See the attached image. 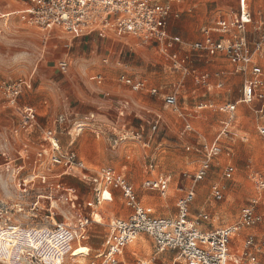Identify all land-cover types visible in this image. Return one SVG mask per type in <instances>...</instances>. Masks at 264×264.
Masks as SVG:
<instances>
[{
	"label": "rangeland",
	"instance_id": "obj_1",
	"mask_svg": "<svg viewBox=\"0 0 264 264\" xmlns=\"http://www.w3.org/2000/svg\"><path fill=\"white\" fill-rule=\"evenodd\" d=\"M219 5H223V7L217 9ZM7 6L11 9L7 10ZM184 6L182 15L188 14L189 9H191L190 14L193 15H196L194 13L198 11L201 23L200 28L192 33L189 41L191 42L202 37L201 31L204 27H215V22L220 16L230 15V7L235 5L233 0H188ZM24 8L22 0H0V83L9 78L29 76L38 66L40 67L38 80L41 77V80L45 81L47 78H67L66 82H72V88L77 91L76 95L79 97L83 98L85 95L103 96L101 92L104 89L109 90L108 86L97 88L90 85L85 72L77 65V56H71L72 67L69 73L61 74L51 68V62L55 59L54 57H58V54L53 56L54 47L51 43L46 49L44 48L45 34L38 28L23 22L19 14L10 17L4 16L8 12L21 11ZM178 21V19L174 21V27L177 26ZM62 36L69 37L71 35L62 34ZM76 41L77 39L74 43ZM123 42L125 40L114 44L113 62L107 65L103 63L104 65L119 68L120 66L115 64L119 61L124 65L123 72L145 77L153 85L163 87L166 91L172 92L178 88L182 75L180 72L170 70V62L161 53L138 39L129 40L132 47L123 44ZM117 44L118 46H116ZM75 46L74 44L72 52ZM106 53L108 52L106 51ZM106 53L104 52L101 57H95L101 61ZM88 54L85 56L86 59H89ZM217 62L220 63L217 65V70H220V67L231 68L223 57H216L212 61L214 64ZM119 73L117 71L115 75L110 74L111 81L108 82L110 85L114 83L118 85L115 79ZM217 81L215 77L214 82ZM184 83H186L183 85L184 88L179 89V100L184 112L191 115L190 118H186L187 120L178 117L171 108H165L163 101L157 97L148 93H132L134 97H140L141 102L145 103L146 107H143L146 110L152 109L149 114L145 111L146 117L132 115L129 118L134 126L144 124V129H140L139 132L143 136L142 139L129 133L128 139L123 144L115 146L113 140L119 134V129H114L111 124L103 130V133L100 132L99 136L90 129L82 132L74 142L73 148L90 164L117 171L124 170L142 206L156 217H175L177 215V199L183 195L180 189L188 190L192 187L196 191V195L190 211L192 215H196L202 210L207 212L212 217L209 229L234 224L239 218L241 209L255 199L259 200V209L264 214V191L261 195L259 192V182L264 181V138L257 130V126L264 122V116L255 112V106L240 104L233 117V123H236L234 130L231 131L235 136H232V140L230 136L228 139L223 138L226 145L234 146L233 155L227 157L226 151H224L222 155L213 160L212 169L204 180L198 182L193 180V175L201 160L204 159L201 152L202 145L211 143L221 129V122L229 120L232 116L231 113L221 111L220 108L233 104L240 98L244 78L239 75L228 76L223 79L221 89L213 90L205 96V89L190 79L186 78ZM121 89L129 90V87L121 85ZM194 91H196L195 94H193ZM115 96L111 92V96L107 98H115ZM147 100H149L148 103H146ZM153 102H157V106ZM4 103L5 98L0 92V114L5 111ZM78 104L77 102L74 106ZM147 105L149 106L147 107ZM200 105L207 107L197 110ZM156 114H160L162 119L158 129L153 131L152 127L157 120ZM37 118L39 121L42 117L38 115ZM2 120L3 117H0V122ZM186 121L191 124V129L187 131H185ZM2 122L7 126L6 130L8 131L14 125L15 120L9 117ZM41 123L45 124V121H39V124ZM72 134L74 137L76 136L75 129ZM149 138H151L150 145L145 147L144 144L150 140ZM62 141L67 146L71 141L70 136L64 133ZM18 147V143L14 145L12 142L7 148L2 149L0 144V157L4 153L16 154ZM151 162L154 163L153 167L156 173L160 172L171 176V187L166 195L149 191L143 187L144 180L149 177L146 168ZM229 162L235 165L236 171L230 179H227L223 177V172ZM125 164H128V167L124 169ZM68 181L79 187L85 200L94 199V190L91 186L79 181L78 177L70 178ZM217 183L224 187L223 197L220 200H214L211 195L212 186ZM28 199L34 202V197H26L19 192L18 180L14 179L8 168H0V202H8L13 208L8 215L9 225H12V228L8 232L0 229V264H90L91 257L96 253L95 250L103 246L109 232L108 227L94 224L89 239L81 244L75 242L71 252L65 256L64 260L59 258L58 261L49 255V251L51 247L60 248L59 242L61 241L60 237L64 235V227L53 236L47 235L48 229L56 230L58 229L57 224L61 223L73 227L77 218L66 215V205L61 193L58 212L54 217L55 221L51 219L52 216L47 205L45 207L43 205V211H39L37 216H34L35 213L31 211L30 205H25L29 203ZM37 200H41L43 204L48 201L44 197L42 199L39 197ZM19 204L21 207L25 205V211H19ZM99 211L105 216L106 223L114 217L126 218L129 216L122 201L113 204L105 203ZM47 216L49 217L47 218ZM96 218L100 220L101 217L98 215ZM20 224H23L22 228L26 229L40 226L38 234L40 239L36 240L33 235H28L29 232H25L19 227ZM249 232L255 234L264 246V219L257 228ZM89 246H92L94 250L90 258H85ZM24 247L35 248L45 263L39 258H32V252H28L30 250H25ZM33 252L35 251L33 250ZM120 261L119 264H184V259L178 251L167 249L159 252L152 237L148 234H141L135 242L126 247Z\"/></svg>",
	"mask_w": 264,
	"mask_h": 264
},
{
	"label": "built area",
	"instance_id": "obj_2",
	"mask_svg": "<svg viewBox=\"0 0 264 264\" xmlns=\"http://www.w3.org/2000/svg\"><path fill=\"white\" fill-rule=\"evenodd\" d=\"M22 1L26 7L21 12H17L22 21L46 32L47 35H51L55 31L71 36L81 33H97L100 38H108L112 35L116 39L137 38L145 44L158 42L162 53L173 61L175 69L188 71L186 65L190 61V56L180 57L178 52H174L178 46L182 45V40L169 32L173 7L185 0ZM239 3L238 12L229 18H220L214 28L205 30L204 38L194 43L191 46V51L198 56L221 54L235 66V73L250 71V77L244 82L241 89L240 102L247 105L259 102L262 104L260 112L264 113V70L257 60L264 50V22L259 26L262 29L260 40L251 45L246 34L248 26L254 22L253 14L249 9L248 0H239ZM215 33L227 36L226 43L216 40L213 37ZM105 62L107 63V61ZM70 68V58L65 57L59 60L58 69L62 74H68ZM195 78L198 83L208 85L210 75L203 73L195 75ZM104 80L105 77L102 74L96 76L98 84H102ZM119 81L135 92H147L153 96L161 94L157 88L150 87L144 79L121 75ZM31 88V79L25 78L4 81L0 85V92L8 107L19 116V122L13 131L15 136L37 126L36 112L29 107L20 105L19 101L22 95ZM162 95L167 107L178 109L177 94L163 93ZM204 107L207 106H202L200 109ZM224 109L232 113L235 105L229 104ZM186 129H190V126L187 125ZM258 132L264 138V126H260ZM43 138V143L36 152V160L31 166L32 171H29L28 175L26 174L28 166L19 163L21 156L12 160L8 166L14 179L18 180L19 192L24 195L34 192V190H30V186L35 185L38 179L45 178V174H52L56 169L61 170L65 175L78 176L83 182L91 185L94 190V199L85 203L80 200L76 189L65 186L63 182L57 183L51 191H48L49 199L56 192H63L72 208L79 211L73 227L61 223L57 224L58 229L56 230L48 229L47 235L53 236L64 227V235L60 237L61 241L59 242L60 248L51 247L49 251V255L58 261L59 258L64 260L65 256L71 252L75 242L81 243L89 239L92 226L102 222V218L97 220L98 213H95V210L104 203L113 201L114 190L121 192V199L131 214L128 218L115 219L108 224L109 232L106 235L103 250L96 252L91 257L89 249L86 255V257H91L90 264H119V258L123 256L124 249L135 242L141 234L151 236L159 252L167 249L178 251L184 259V264H231L230 244L232 240L241 230L252 228L262 220V217L257 213V201H253L242 208L240 218L234 225L204 232L200 227L208 222L210 217L205 213H199L194 218L191 217L190 207L195 196L193 190L179 199L175 217H156L141 205L136 192L124 176L109 168L90 172L74 151L62 149L55 130L44 131ZM201 150L204 159L194 175L195 182L201 181L207 176L213 160L223 153L219 138L213 144L204 145ZM28 153L26 155L29 156ZM234 172L233 167H228L225 177L230 178ZM26 175L30 179L25 178ZM169 183L170 177L161 174L156 179L146 181L143 186L147 190L165 194ZM259 189L264 190V181L259 182ZM105 193L109 194L108 198H105ZM212 195L216 200H220L223 197L222 187L214 185ZM18 207L19 211H25V208L19 205ZM83 208L90 211L82 213ZM12 209L8 204L0 202V224H3L0 226L4 232H8L12 228V225H9L8 217ZM33 212L34 216H37L38 212L36 210ZM49 213L53 219L55 215L51 210ZM19 227L22 228L23 225L20 224ZM39 227L22 229L38 240L40 239ZM254 245L253 238H248L245 241L242 252L236 261L237 264L246 262L257 264V258L253 252ZM24 249L32 252V258H39L45 263L35 248L24 247ZM23 257H25L24 254Z\"/></svg>",
	"mask_w": 264,
	"mask_h": 264
},
{
	"label": "crops",
	"instance_id": "obj_3",
	"mask_svg": "<svg viewBox=\"0 0 264 264\" xmlns=\"http://www.w3.org/2000/svg\"><path fill=\"white\" fill-rule=\"evenodd\" d=\"M187 1L188 0H185L182 3L174 5L173 16L169 21V32L171 35L178 36L182 40V45L178 46L174 50V52H178L180 57L190 56V61L186 65V67L188 68V71H186L185 69H183V70L182 69H175L173 61L170 59V57H168L162 53L160 44L158 42L147 43V45L149 47H151V48L155 49L157 52L161 53L170 62L169 67H170V70L172 72H177V73L180 72V74L182 75V79L180 81L178 88L172 92L166 91L163 87H157V86L153 85L145 77L137 76L135 73L130 74V72H128V73L123 72L122 68L124 67V65L122 63H120L119 61H118V63H115L116 65L120 66L119 68H116L114 66L113 67L112 66H106L107 64H110L113 62L112 53H115L114 44L116 42L119 43V42H122L123 40H125V42H123V44L131 46L129 44V40L130 39H137V38L128 37V38H123V39H116L112 35L109 36L108 38H100L97 33H91V34L81 33L77 36H69L68 37V36H62V34L57 32V31L53 32L51 35H47L46 32H43L40 30L46 36V39L44 42V48L46 49L51 43V45L54 47L53 56L55 54H58V57H54L55 59L52 60L51 68L60 72L58 69V62H59V60L65 58V57L70 58L71 67H72V57L71 56L72 55L77 56V59H76L77 65L79 66V69H82L85 72L89 84L92 86H95L97 88H105L107 85L109 90L104 89L101 92L103 96L85 95L83 98H81L78 95H76L77 91L74 88H72V82H66L67 78H64V79L47 78V80L45 81L43 79L41 80V78H42L41 77L40 80H38L39 69H40V67H38V66H36L33 69L32 73L29 76L20 77V78H25V79H31V81H32V88L30 90H27L22 95V97L19 100L20 105L25 106V107H29L32 110H34L37 114V117H38V115L40 117H42L41 120H44L45 124H42V123H41L42 125L39 124V121L41 122V120L39 119V121H38V118H37V126L35 128H33V129L31 128L26 132H22L21 135L15 136L13 131L19 122V116L17 115V113L13 109L8 107V105L5 101V103L3 105L5 111L1 112L0 117L1 118L3 117V120H5V118L12 117V119L15 120V123H14V125H12V128L7 131L6 130L7 126L2 122L3 120L0 122V144H1V148L2 149H5V147L7 148L8 145L11 144L12 142L14 143V145H16V143H18L19 147L17 149L18 151L14 155L5 154V153L2 154L3 156L0 157V168H4V167L8 168V166L12 160H15L16 158L21 156V160L19 161V163L22 165L25 164L28 166V172L26 173L28 175L29 171H32L31 166H32L33 162L36 160V152H37L39 146L43 143L44 131L49 130V129L56 131L57 137L59 139V142H60L62 149L74 151L77 154V156L85 163L86 167L88 168V170L90 172H95L101 168H108V167H104V166H100V165L90 164L88 162V160H86V158L82 157L73 148V144L76 141V139L80 136V134L82 132L86 131L87 129L94 130L95 134L97 136H99L100 132L103 133V130L105 128H107L108 126H111V124L114 127V129H116V128L119 129V131H118L119 134H117V136L113 140V143L115 146H120L121 144H123V142L128 139L129 133L133 134L134 137H137L139 139L143 138V136L139 132L142 129H144V124H141L139 126L137 125L138 127L134 126V125H132L133 124L132 120H130L129 118L132 115L134 117H141V118L146 117L145 111L149 114L150 111H152V109L146 110L145 103L141 102L142 100L139 99L140 97H134L132 95V93H138V92L132 91L130 89V87H129V90L121 89V85H124V84L120 83V81H119V78L121 75H126V76H128L130 78H134V79H144L148 82L150 87L157 88L161 94L154 96V97H157L159 100H162L165 108H169V107H167L165 105L162 94L163 93L164 94H173V93L177 94L178 103H179L178 109L177 110H175L174 108H171V109L176 113V115L178 117H183L184 120H187L186 118H190V116H191L190 114H186L184 112V109L181 108V103L179 100V95H180L179 89L184 88L183 85L186 84V83H184L186 78L190 79L196 85L204 88L205 89L204 96L207 93H211L213 90L221 89L223 87V79L227 78L228 76H238V75L242 76L244 78V82H245L250 77V71H247L244 73H242V72L235 73V66H233L225 56L218 54V53L210 54V55L202 54L201 56H198L196 53H192L191 46L194 43L199 42L204 38V31L205 30L212 29L214 27H212V28L204 27L201 31L203 33L202 37L200 39L195 40V41L189 42L192 33L195 30H197L198 28H200L201 23L199 22V18H198L199 17L198 11H196L194 13L196 15H193V14H190L191 9H189L188 14L182 15V12L184 11V7H185L184 5L187 3ZM23 4L25 5L24 2H23ZM233 4L235 6L230 7V15L220 16L216 20V22L222 17L229 18L234 13L238 12L239 5H240L239 0H233ZM248 6H249L251 13L253 14L254 22L248 26V32H247L246 36H247V39L249 40L250 44L253 45L255 42L260 40L261 35H262V29H260L259 26L262 24V22H264V0H248ZM25 7H26V5H25ZM221 7H223V5H219V7L217 9H220ZM190 8H191V5H190ZM6 9L10 10L11 7L7 6ZM21 11H19V12H21ZM17 12L18 11H12V12H8L6 14L12 13L11 14V16H12L14 14L16 15ZM176 19H178L179 21H178L177 26L174 27V21ZM216 22H215V25H216ZM216 35H218V36H216ZM213 37L216 40H220V41H223L225 43H226V38H228L227 36H223V35L216 34V33L213 34ZM76 39H77V41H76V43H74V41ZM138 40H140V39H138ZM74 44L76 46L72 52V48H74ZM143 44H145V43H143ZM116 46H118V44ZM106 51L108 53H106ZM104 52L106 54L104 55V58L101 61H99L98 58L96 59L97 56H100V57L103 56ZM87 54H88L89 59H86L87 57H85V56H87ZM216 57L225 58V60H227V62L230 64L231 68L223 69L220 67V70H217L216 69L218 67L217 65H220V63H218V62L216 64L212 63L213 59ZM257 60H258V64L260 65V67L264 70V50L260 53ZM97 61H99L100 63L99 62L97 63ZM105 61H107V63ZM103 63L106 65H104ZM95 64H96V66L94 67ZM117 71L120 72L117 75V78L115 79V81L118 83V85L115 83L110 85L109 84L111 81L110 74L115 75V74H117ZM203 73H208L210 75L208 85H203V84H200L196 81L195 75H200ZM98 74H102L105 77V80L102 84H98L96 81V76ZM215 77L218 80L217 82H214ZM17 79H19V78H15V79L9 78V79L3 80L2 82L9 81V80H17ZM2 82L0 83V85L2 84ZM77 85H79V83H77ZM243 85H244V83H243ZM92 89H93V87H92ZM111 92H113L116 95L115 98H107V97L111 96ZM141 93H147V92H141ZM195 93H196V91L193 92V94H195ZM240 98H241V96H240ZM240 98L235 103H233V105H235V109L231 113L232 114L231 118L227 121L221 122L220 131L218 132L215 139L211 143L208 144V145L213 144L219 138L223 152L226 151L227 157H231V155H233L234 146L231 144L226 145L225 142L223 141V138L228 139L229 138L228 136H230V138L232 140V136H235L234 133L232 132L234 130L235 123H236V122L233 123V117L236 114L237 107L240 104H244V103L240 102ZM77 102L79 104L74 106ZM148 102H149V100L146 101V103H148ZM153 104H155V106H157V102H153ZM149 105H150V103H149ZM149 105H147V107ZM244 105H247V104H244ZM261 105L262 104L258 102V103H255L254 105H247V106H255V112L257 114H260L261 116H264V113L260 112ZM143 106H145V107H143ZM202 106H205V105L198 106L197 110H201L200 107H202ZM226 106L220 108V110L225 111L224 108ZM258 110H259V112H258ZM156 117H157V120L155 121V125H153V127H152L153 131H156L158 129L159 122L162 119V116L160 114H156ZM187 125H189L190 129H191L190 122L186 121L185 131L190 130V129H186ZM260 126H264V122H261L257 126V130ZM74 129L76 130V136L75 137L72 134V131ZM64 133H67V135L70 136V140H71L67 146H65L63 144V141H62V137H63ZM149 139L150 140H148V142H146L144 144L145 147L146 146L149 147L151 138H149ZM204 145H207V144H203L202 147ZM27 149H28V151H27ZM27 152H29L28 153L29 156L26 155ZM128 159H129V157H128ZM201 162H202V160H201ZM201 162H200V164H201ZM153 164L154 163L151 162L150 165L147 166V168H146L147 174H149V177L144 180L143 185L146 181L151 180V179H156L159 175L164 174V173H160V172L156 173L155 168L153 167ZM200 164H199L196 172L198 171ZM127 167H128V164H125L123 168L125 169ZM228 167H233L234 171H236L235 165H233L231 162H229V164L224 168L223 177H225V172H226ZM109 169H112V168H109ZM211 169H212V165H211L209 172L211 171ZM112 170H114V169H112ZM114 171L116 173L124 176L128 180V182L130 183V185L132 186V183H131L129 177L127 176V174L125 173L124 170H121V171L114 170ZM196 172H195V174H196ZM42 174L44 175V173H42ZM27 175L25 176V178H28ZM165 175H168V174H165ZM194 175H193V180H194ZM168 176L170 177L169 187H168V190L165 192V194H162V195H166L167 192L170 190V187H171V182H172L171 176L170 175H168ZM184 176L186 177L187 174L185 173ZM77 177L78 176H75V175H65L59 169L54 170L52 174H45V178H42L43 180L38 179L36 181L35 185L33 184L30 186V190H34V192H29L30 194H26V197H34V202H32V201H30V199H28L29 203H26L25 205H30L32 212L35 210L37 212H39V211L42 212L45 205H47L48 208L52 211V214L55 215V213L58 212L59 201H60L59 195L61 193L64 197V202L66 205V215L68 217L70 216L71 218H77L79 211H76L72 208L71 204L68 202L67 196H65V194H63V192H56V194L54 196L50 197V199L48 196V191H51L52 188H54V186L57 183L63 182L65 184V186H68L70 188L77 190L78 196L82 202H84V203L87 202V200H85L84 196L82 195V191L79 189V187H77L74 183L68 181L70 178H77ZM230 178H227V179H230ZM28 179H30V178H28ZM79 181H81L82 183H84L87 186L89 185V184L83 182L81 180V178H79ZM214 185L221 186L218 183L214 184ZM89 186H91V185H89ZM221 187H222L223 192H224V187L223 186H221ZM132 188H133V186H132ZM92 189H93V187H92ZM180 190L183 192V195L177 199V202L179 201V199L186 196L192 190L194 191V193L196 195V191L194 190L193 187L188 189V190H186V188H183ZM134 191H135V189H134ZM153 192H158V191H153ZM170 192H169V195H170ZM259 192L261 195L262 191L260 189H259ZM53 193H54V191H53ZM211 195H212V193H211ZM35 197H36V199H35ZM39 197L41 199L44 197L48 201L43 204L41 200H37V198H39ZM194 198H195V196H194ZM92 200L93 199H91L90 201H92ZM214 200H216V199L214 198ZM118 201H122L121 192L114 190L113 191V201L112 202H106V203H108V204L112 203L113 204V203H116ZM139 201H140V199H139ZM253 201H257V205H256L257 213L262 217V220L260 221V223H258L256 226H254L252 228L241 230L240 233L237 234V236L232 240V242L230 244L231 264H237L236 261L242 252V247H243L245 241L248 238L254 239L255 245L253 248V252L257 258V264H264V246L260 243V241L257 239L255 234L249 232L250 230L257 228L263 222V219H264V214L259 209V205H258L259 200L255 199ZM177 202H176V207H177ZM3 203H6L10 206V204L8 202H3ZM140 203H141V201H140ZM104 204L102 206H104ZM25 205H23L22 207H24ZM43 205H44V207H43ZM141 205H142V203H141ZM19 206L21 207V204H19ZM102 206L95 210V213H98V215L102 218V222L100 224H95V225H101V226L105 225L108 227V224L115 219H119V218L125 219V218H121V217H119V218L114 217V219H110L106 223L104 221L105 216H103V213L99 211L100 208H102ZM10 207H12V206H10ZM190 210H191V207H190ZM87 211L89 212L90 210L89 209L86 210V208H83L82 213H85ZM126 213L127 214L129 213V216L131 214V211L127 207H126ZM199 213L208 214L207 212H205L203 210L200 211ZM190 214H191L192 218H194L198 215V214L192 215L191 211H190ZM240 214H241V211H240ZM129 216H127L126 218H128ZM159 217H162V216H159ZM209 217H210L209 221L202 224V226L200 227L201 230L204 232H208V231H212V230H216V229H221V228H227L229 226H232L239 220L240 215H239L238 220L234 224L224 226V227H219V228L217 227V228H213V229L208 228L211 225L210 222L212 220V217L210 215H209ZM84 242H86V241H84ZM81 243H79V244H81ZM88 248L90 249V254H91L94 249L92 246H89ZM103 248H104V243H103V246L100 249L95 250V252L101 251V250H103ZM122 257L123 256H121L120 258H122ZM85 258H86V256H85ZM244 264H249V263L246 262Z\"/></svg>",
	"mask_w": 264,
	"mask_h": 264
},
{
	"label": "bare ground",
	"instance_id": "obj_4",
	"mask_svg": "<svg viewBox=\"0 0 264 264\" xmlns=\"http://www.w3.org/2000/svg\"><path fill=\"white\" fill-rule=\"evenodd\" d=\"M19 12V11H18ZM12 13H9V14H6V16H9V15H11ZM108 196H109V194L108 193H105V198H108ZM55 221V220H54ZM0 229H2L1 228V226H0Z\"/></svg>",
	"mask_w": 264,
	"mask_h": 264
}]
</instances>
